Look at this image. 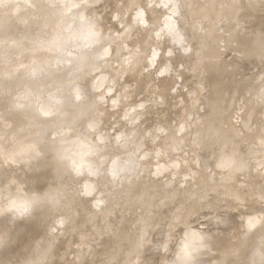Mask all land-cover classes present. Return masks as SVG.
<instances>
[{
    "label": "bare ground",
    "instance_id": "6f19581e",
    "mask_svg": "<svg viewBox=\"0 0 264 264\" xmlns=\"http://www.w3.org/2000/svg\"><path fill=\"white\" fill-rule=\"evenodd\" d=\"M121 1L120 2L122 4H126L128 2L127 0H121ZM173 1L175 2L177 0H173ZM196 1L197 0H179V2L178 1L177 2L180 4L179 5L177 4V5L180 9L178 10L177 6H175V8L177 7L176 10H178V12H180L183 9V7H186L188 4H191V3L195 4ZM147 3H149V2L144 1V3L137 6V8H138L137 10L139 12V14H137V15L139 17L134 12L135 16L133 15V18L138 17V18H141L143 22H147L148 17H149V13L147 10V7L149 5H147ZM149 4H151V3H149ZM226 5H227V2H225L223 4L221 3L218 6L210 7L208 10L214 11V12H212V14H213V13L219 12L221 9H224V7H226ZM130 7H131V5H130ZM261 7H264V0H244L242 3V9H238L237 11L233 12L231 17H235V16L238 17L241 15H245L247 13H251L252 10L255 11V9L258 10V8L261 9ZM129 12L132 14L131 11H129ZM129 12L127 13L128 14L127 15L125 13V11H123V13H125V17L123 16L124 15L123 13H120V14H122L121 16L124 17V19L121 21L122 23H124L128 20H135L132 18V15H129L130 14ZM9 13H11V16L5 17V14L7 15ZM140 14H141V17H140ZM121 16H119L120 19H121ZM115 17H116V15H115ZM209 18H211L210 19V22H211L213 18L211 16H209ZM243 18H245V17H243ZM261 18H263V17H261ZM261 18H259V20ZM112 19L113 18H110L108 21H106L104 24L101 25L104 30H108L111 28V23L113 21ZM116 19L120 20L118 17ZM231 19L232 18L227 19V22L230 23ZM259 20L257 21L258 23H259ZM261 20L263 21V23L260 22L256 26H254V25L257 23H253L254 25H252L251 27H253L254 29L251 28V30H248V33L246 32L247 34H244L242 36L243 37L242 46L240 45L241 47L239 48V50H237L236 48L235 49L229 48V50H228V48H227L229 45L228 41H230L229 38H235V37L240 36V33H239L240 31H237L236 29H233L231 32H229L230 33L229 36H225V37L222 36L221 38L218 37V39H216V40L213 39L211 41L208 40L209 38L203 37L199 41H196V40L191 41L192 45L189 44L190 51L195 50L197 52L196 53V56H197L196 59L202 60V61H200V63H202V62L204 63V69L201 68L202 70L198 71L199 73L197 75H195V77L197 76L196 81H195V79H193L194 80L193 82H194V84L196 82V84L198 86L199 91L196 90L197 93L198 94H199V92L201 93V95H198V94L197 95L201 96V98L203 97L204 104H205V102H207L206 105L210 110V117L208 118V122H206V123H207V125L209 123V125H210L209 126V132H210V130H212L211 133H208V135H206L208 132L207 128H206L207 126L206 127L204 126V129L206 128L205 130L202 129L201 126H198V128L201 127L200 129H202V132L205 131L203 134H205L206 138L200 133L204 137L202 139H204L207 142V146H208V149H207V146H206V148H204V150L206 149V150H208V152L205 150L204 153H205V155H206V153L207 154L209 153L208 157L210 156L211 160L209 158H207V159H209L210 161H212V159L215 158L216 161L214 160L215 163L213 166H216L217 156H218V153H219L221 146L225 147V149H226L225 154L230 156L232 158V161H234L236 159H239V161H240V159H242V158L237 157V156L241 155L240 151L243 150L245 152V150L247 149L248 152H250L251 151L250 149L253 150V148L256 146V145L255 146L252 145V144H254L255 140H257L255 143L258 142V144H257L258 147H255L257 150V148H259L260 144L262 145V143H260V142L264 141V116L261 115L262 112L261 113L259 112L258 113L259 115H257V112H256L257 110L253 109V111L249 113V114H251V116H253V118L255 115L257 117L258 116H262V117L261 118L259 117L260 121L258 122V124H254L249 129L246 128L247 129L246 131L245 130L239 131L238 129L236 130L234 127H232L231 123H230L231 125L229 124V122H231V120H234L235 118H237V116L239 115V112H240V114L244 113V112L241 113V111H244V110L238 109V108H241L240 106H242L244 104L243 100H245L246 97L248 98V96L250 94L253 95L254 93H255L254 96L257 95L258 93L262 96L264 94V88L261 87L262 88L261 89L259 87L261 85L260 83H259L260 85L258 86L257 84L253 83L252 80H249L250 78L249 79L247 78V76L249 77L250 75H247V76L245 75V76L247 78L246 80H248L247 82H251V84L250 85L246 84L245 86H241L239 84L240 82L239 83L236 82L237 79L235 77L236 76L235 74L240 69H242L244 66H246L247 64H256V66L262 65L261 67L264 66V40L262 42L258 41L259 45L255 49H252V50L247 49V45H250L249 41L251 40V38H252V40H254L253 37L259 36V38H260L261 37L260 35L264 34V20L263 19H261ZM202 21H201L202 24L200 23V25H204V28H211L212 24H210L208 22L209 21L208 19H207V22L210 25L206 24V22L204 23V21H206V19L202 20ZM172 24H174L173 21H172ZM172 24L170 23L171 26L170 25L169 26L175 29V27H176L175 24H174L175 27L172 26ZM205 24L208 27H205ZM36 25H37V21L34 19L32 9L29 8L28 4L26 3V0H5L4 4H0V153L2 151L3 152H5V151L9 152L16 145L24 144L26 147L25 152H24L25 157L34 163L32 175L29 177H24L19 169L15 170L9 164H8V166L2 167L0 169V172H1L0 187L4 186V184H2V179L9 178L8 184H6V186L4 187V190L2 191V197L7 198V199H11L13 195L23 193L26 196L24 200L28 201V203L25 207L18 206L16 209H14L13 212L10 214L8 221H6L8 224L17 225V227H19L18 228L19 230H21V228L25 229L23 236L25 238L24 242H26V243L24 246L22 245L23 250L19 253V252H17L18 250L14 249L12 244H6V246H4L2 252H0V264H20V263H25V264H67L64 259H66L67 256L70 257L72 255L73 256L72 261H73L75 258H77L76 256H74V255L78 254L77 252L81 253V255H79L80 262L77 263V262L73 261L72 264H105V259L109 257L111 250L114 249V247H116L118 244L123 245L124 247H122V246H120V247L124 248V250L122 249V251H123L122 254L119 255L118 257L113 258L109 264H153V262H154L153 261V259H154L153 255H154V252L157 249V247L162 248V246H163V248H164L168 244L171 245L170 242H171L172 236H174V234L172 233L173 235L171 236V234L167 233V232L173 231L176 233L177 227L175 226L174 223H176V224L179 223L181 226H179V225H177V226L182 228V231H180V233H179L180 234L179 239H178V237H176L177 234L175 235V238H173L174 240L178 239L177 243H180L183 233H185L186 231H190V230L194 229L191 226V219L194 216L193 214H195V212H194L195 210H196V213H199L198 210H201V209H198V208L200 207L201 204L200 205L198 204L199 207L197 206L198 207L197 208L198 210H197L195 206L197 205L198 202L196 203V205L193 208L194 213L192 214V209L189 207V206H191V204L189 205V203L192 200H196L195 199L196 196L194 197V199H192L188 194H190V191H192V190L194 191L195 190L194 188L198 185H194V184H196V182L192 181V182H194L193 183L194 188L192 187V189H191L192 184L190 183L191 182L190 180L185 179V181H184L182 177L178 178V180L180 179L183 181L182 184L184 186H182L180 184L181 181L178 182V180L176 178V180H177L176 182L178 183V185L180 184V186H182L183 188L178 187L179 191H176V190H178V188H176L177 186L176 187L174 186L173 190L172 189L171 190L172 191L175 190L176 194L179 193L181 196L186 194V196L185 195L182 197L179 196V199L176 196L177 197V199H176L175 192H173L174 197H172V198L170 197L171 198L170 199L168 196L171 194H169L167 196L165 189H167L169 184H173L172 182H175V181H173L175 179H173V177L171 179L167 178L168 180L166 179V181L160 185L157 182L153 183V181H152L153 178L151 176H149L150 177L149 179H151L149 181H152L151 182L152 184L149 182L145 183L144 181L138 180L137 178H135L128 185L120 188V190H117V192H115L112 190L111 179H110L113 177L114 174H112V176H111V174L109 175V173H107L108 171L111 172L113 170L112 169L110 171V169H109L110 166H113V165L109 164L107 171L105 170V168L107 169V167L104 168L103 166H101V163H100L101 159L99 158L101 156V154L99 153L100 156L98 157V159H99L98 160L96 154L99 152V149L96 150L95 148H93V147H96V144L94 143L93 138L82 142L81 145H79L77 152L72 157L71 153H70V149H69V146L71 143H64L63 141L65 139L71 141L73 136H77L80 134H85L87 136H91L92 132L90 130H91V128H94L95 125H97V124H101V125L109 124V123H111L109 121H113V120H109L110 119V112H108L107 109L97 107V101H96L97 95L89 98L88 102L85 105H83L82 107H80L78 110L73 109L72 108V97L79 93L78 89L72 88L66 92V93H68V92L72 91L71 93H68V97H67L68 101L64 100L66 98L65 97L66 93L63 96L53 94L58 87L64 86L66 84L63 77L60 74H53V75L42 74L41 71L39 70V66H37V68L31 72H26L25 69L23 67H21V60L17 59L19 52L15 47H12V45L16 42H21V41L33 39L35 37L36 31H37ZM200 25H199V27H200ZM196 26H198V25H196ZM202 27L203 26L200 27V31L202 30V32H203L204 29ZM176 30L178 31V29H176ZM176 30H173V34L177 32ZM183 30H184V28H183ZM198 30H199V28H198ZM253 30H255V31H253ZM116 31L118 32L119 30H116ZM184 31L176 33V34H174V36L177 37L178 34L180 35V33H182V34L184 33L183 36L185 37L186 31L185 32ZM251 31L253 34L250 33ZM249 33L251 35H253V37L251 35H249ZM181 35H180V37H181ZM174 36H173V38H174ZM170 37H172V36H170ZM176 37L174 39H176ZM184 37H182V38L184 39ZM173 38H171V39L175 42V40ZM178 38L176 39V41H178ZM182 38H180V40ZM238 39H240V38H238ZM182 41H184V40H181L178 42H182ZM178 42H177V44H179ZM34 43L36 44L37 47L44 46L43 41L34 40ZM238 44H239V42H238ZM190 46H192V48ZM173 48H174L173 50H175L176 47H173ZM185 48H188V46L184 47L183 51ZM188 50L189 49H187L186 51H188ZM146 51H148V50H146ZM181 51H179V54L181 53ZM173 53L175 54V52L172 51V53H170V51H169V53H167V54H173ZM183 53H185V52H182L181 56L184 55ZM229 53H231V55H229ZM155 54L157 57V53H155ZM181 56L179 55L180 59H181ZM230 56H235L234 59L236 61V64L239 65L238 67L235 66L234 69H230L231 68L230 64H229V61H230L229 57ZM153 57H152V60H153ZM169 57H170V55H169ZM179 57L177 55L176 58L179 59ZM231 59H233V58H231ZM23 62L26 63L27 59L23 58ZM176 62H178L177 59H176ZM153 63H154V61H152V65H153ZM166 63H173V62L168 61ZM132 64H133L132 65L133 71L130 73V76L132 79L135 80L136 84H139L137 90H138V92H140L143 90V87H144V85H143L144 84L143 79H145L144 75L142 76L143 79H141L142 78L141 74L142 73L144 74V70L142 69L143 67L138 62V60H135ZM142 64H143V62H142ZM233 64H235V63H233ZM152 65L150 68L149 67L148 68L152 69ZM170 65H168V67H172ZM165 66L167 67V65H165ZM165 66L163 65V69L165 68ZM252 66H254V65H252ZM168 67L164 70L168 71ZM148 68H146V70ZM141 69L143 70V72H140V71H142ZM163 69H162V72L164 71ZM222 72L224 74L227 73V78L223 82L220 81V78H219V75ZM164 73L167 74V72H164ZM139 75H140V77H139ZM106 78L107 79L104 82L102 90H104L105 85L108 84L106 86V88L109 86V82H110V84H112V81L107 76H106ZM146 78H147V76H146ZM192 78H193V76H192ZM246 80H245V82H246ZM196 84H195V86H196ZM214 84H216L215 87H213ZM187 86H189V85L186 84V87ZM263 86H264V84H263ZM257 87H258V89H261V91L260 90L259 91L261 93L263 92L262 94L257 91ZM90 88H91V81H89L87 86H86L87 90ZM106 90H110V89L107 88ZM137 90H136V93H137ZM156 91L159 94L160 91H158V90H156ZM156 91H153V93ZM87 92H86V94H87ZM143 92H145V91L143 90ZM256 92H258V93L256 94ZM193 93H190V94L195 96L194 100L199 98L198 96L196 98V93L195 94H193ZM142 94H144V93H142ZM259 94H258V96H260ZM140 95H141V93H139V97H142V99H143V96L142 95L140 96ZM146 96H149V95L144 94V97H146ZM149 97H151V96H149ZM149 97H147L148 101L146 100L145 103H144L145 100L143 99L142 102L144 104V107H145V104L147 102L148 103L150 102V100L148 99ZM185 98H187V97H185ZM256 98L258 99L257 96H256ZM251 99H248V100L250 101ZM194 100H192V101L194 102ZM197 100H198V102H196V104L199 103V101H202V99L201 100L197 99ZM165 101H166V99H165ZM182 101L184 102L185 100H182ZM190 101H191V99H190ZM142 102H141V104H142ZM164 102H163V104H164ZM239 102H242L243 104L240 105L241 103H239ZM155 103H156V101H155ZM180 103H181L180 105H182V107L184 106V108H185V104L184 103L182 104V102H180ZM194 103H193V105H194ZM245 103L247 104L248 101L246 102V100H245ZM259 103H262V102H259ZM117 104H118V102H117ZM188 104L190 105V103H188ZM161 105H162V103H161ZM161 105H160V108L163 107ZM149 106H151V103ZM149 106H148V108L150 109ZM142 107L143 106L141 105L140 108H142ZM157 107L159 108V104L157 105ZM243 107L245 108V105H243ZM153 108H152V110H153ZM160 108H159V110H160ZM184 108L182 109L180 107L179 110H181V109L182 110L179 113H181L184 110ZM57 109L59 110L58 114L52 115V113ZM146 109L147 108L143 109L142 113ZM155 109H156V107H155ZM165 109L169 111L170 108H169V106H166ZM67 110H69V111L72 110L71 114L67 115V116L63 115V113ZM239 110H241V111H239ZM260 110H258V111H260ZM147 111H148V109H147ZM147 111L144 113L147 114ZM160 111L161 112H159V114H157L159 116L162 113V109ZM202 111L204 112V110H202ZM155 112H157V111H154V113ZM203 112H202V114H203ZM46 113H48V114L46 115ZM148 113H149V111H148ZM221 113L222 114L225 113V115L223 114V116H222ZM124 114H122L123 117H124ZM127 114H128V112L126 113V115ZM172 114H174V113H172ZM183 114H184V112H183ZM234 114H235V116H233ZM249 114H247V115H249ZM143 115H145V114H143ZM162 115H163V113H162ZM175 115H176V113H175ZM242 115H244V114H242ZM242 115L241 116L239 115L242 119L243 118L245 119V117H248V116H242ZM245 115H246V113H245ZM111 116H114V115L112 114ZM149 116H150V113L147 116L148 120H149ZM155 116H156V114H154V117ZM178 116H176V118L174 116V118L177 119ZM251 116H250V118L249 117L248 118L252 119ZM118 117H121V116L118 114V116L116 118H118ZM81 119H84L85 121L84 120L83 121L85 123L79 125L78 127H74L76 129L75 131L73 130V128L68 127V125H70L73 120H79L80 121ZM152 119H156V120H154V122L156 123L158 118L155 117ZM206 119H207V117H206ZM138 120H139V118H138ZM159 120L163 124V126H162L163 128L161 127V123L158 122V123H160V126L157 124L160 127V128H157L158 131L161 128L162 129L167 128L166 130L168 132V134H167L168 140L167 141L165 140L166 141L165 144H169V145L172 144L174 146L175 141H178L181 143L186 141V140H183L181 138L182 135H181V137H179L182 140H178V137H176V135H175V133H176L175 131L180 130L177 132V135H178V133L182 131L181 129H183V127L174 131V129L177 128L175 126H173V128L175 127L174 129L171 127V124L173 125V123H171V122L174 120H172L171 122L168 118L165 120L158 119V121ZM227 121H229V122H227ZM153 126L154 125H152V127ZM5 127L7 129L4 131L3 129ZM210 128H212V129H210ZM60 129H66L67 131L65 133L69 134L70 139L57 136V138L55 140H53L52 139V131L55 130L57 132H60ZM198 131H199V129L197 130V132ZM128 134H129V132H128ZM200 134H199V137L201 136ZM121 135H123V134H121ZM125 135H127V134H125ZM143 135H144V133H143ZM148 135H149V132L147 133V136ZM167 135H165V136H167ZM111 136H113V135H111ZM115 136H113V137H115ZM144 136H146V134ZM106 137L107 136H105V138ZM117 137L119 139V137H122V136L117 135L115 138L117 139ZM122 138H125V137L123 136ZM108 139H104V140H106V142H107ZM141 139H143V136L139 139L138 142H140ZM115 140L113 141V138H112L110 141H113L115 143H116V141L118 142V140H116V141ZM200 140L201 139H199V141ZM240 141H241L242 145L240 144ZM188 142H189V140L186 142L189 145L191 140L189 143ZM196 142H198V141H196ZM109 144H111V143L109 142ZM135 144H134V146L137 147V145H135ZM178 144L179 143H177L176 145H178ZM184 144L185 143H183L182 145H184ZM193 144H194V142H193ZM202 144H204V143L201 142V144H199L197 146H203L204 147L205 145H202ZM108 145H106V148H108ZM130 145H132V144H130ZM191 145H192V142H191ZM126 146H127V144H126ZM134 146H131V147H134ZM173 146H171V147L173 148ZM193 146H196V145H193ZM193 146H188V147L194 148ZM197 146L195 147L196 151L199 148ZM136 147H134V148L136 149ZM171 147L169 148V150L171 149ZM203 147H200V148H203ZM92 148L95 149V152H93L94 151L93 150L89 154L88 151H91ZM98 148H100V146ZM185 148H187V147H185ZM195 148L193 149L195 153L192 152L194 155L197 153L195 151ZM262 148H264V147H262ZM100 149L103 150L104 146H103V148H100ZM135 149H134V151H135ZM137 149H139V147ZM165 149L168 150L167 147ZM260 149H261V147H260ZM204 150L202 149V151H204ZM86 151L88 152V154L82 155ZM140 151H141V149L139 150V153H140ZM171 151H173V149H171ZM198 151H201V150H198ZM202 151H201V154H202ZM8 152H6L5 154H7ZM254 152H252V153H254ZM93 153H96V154H94L96 157L91 156V155H93ZM142 153L147 155V152L145 153V151H143ZM165 153L170 154L172 152L169 151L167 153V151H166ZM204 153H203V155H204ZM236 153H239V154L237 155ZM241 153H243V152H241ZM198 154L199 153H197L196 155H198ZM196 155L194 156V158H197ZM235 155H236V157H234ZM143 156H145V155H143ZM143 156L141 155V158L144 159ZM241 156L243 157V155H241ZM244 156H245V153H244ZM74 157L77 160H75ZM91 157H95L98 162L96 160H93ZM71 158H73L74 161H79L78 163L76 162V164H78V165L75 164L76 167L78 166L77 169H75V170H78V168L83 169L81 167H84L86 169V167L88 165H90V163H93V165L92 164L91 165H92V167L94 166L93 169H95V171H93V172H94V176L96 177V179H93V177H90V175H89L90 173L86 175L87 177H90V178H87V184L90 183V185H88V186L85 185V187H82L81 186L82 182H81L80 178L78 176L72 175V173L74 171L71 173V170L72 169L74 170V167L72 165V169H70L69 160ZM201 158H202V156H201ZM201 158H199V159H201ZM143 159H141V161ZM146 159H145V161H146ZM199 159H198V161H199ZM262 160H261V162H262ZM71 161H72V159H71ZM117 161H120V160L116 159V162ZM139 161H140V159H139ZM139 161L137 163H139ZM148 161H150V160H148ZM214 161H212V164ZM236 161H234V162H236ZM239 161L237 163H235V165L237 164V167H238V163H242V166L245 168L247 167V166H245V164L243 165L244 162H239ZM254 161H256V160H254ZM200 162H202V161H200ZM200 162H197V163L199 164ZM234 162H231L229 164L230 168L235 166ZM117 163H115V165ZM249 163H247L246 165H248ZM111 164H112V162H111ZM119 164H120V162H119ZM198 164L196 166H198ZM201 164L202 163H200L199 165L201 166ZM206 164H209V162ZM212 164L210 165V167L212 166ZM202 165H204V163ZM135 166L137 167L138 164H136ZM250 166L252 167V165H250ZM250 166L247 167L248 170H249ZM117 167H119V166H117ZM117 167H115V169H118V172H119V168H121V167H119V168H117ZM149 167H151V164ZM237 167L235 166V168H237ZM251 167H250V170H252L254 168L253 167L251 169ZM90 168L88 167V169H90ZM112 168H114V167H112ZM205 168L208 169L209 165L207 167L205 165ZM211 168H213V167H211ZM238 168L242 169L241 164H240V167H238ZM115 169L112 171V173L116 172ZM201 169L203 170L204 168H201ZM213 169H215V168H213ZM213 169H211V170H213ZM225 169H229V168L226 167ZM244 169H243V173H244ZM247 169L245 171H247V175H248ZM123 170H125V169H123ZM123 170H122V172H124ZM126 170H128V169H126ZM126 170H125V172H126ZM208 170H206V171L208 172ZM218 170H220V169H218ZM10 171H18V172L17 173L13 172L15 174H14V178H12V177H10L11 176ZM160 171H163V170H160ZM203 171H201L200 173H202ZM222 171H224V170H222ZM227 171L228 170H226L225 173H226V175H229V176H225L223 174L224 178H222V175L221 176L217 175V174L220 175V173H216L217 177H219L220 179H223V180L226 179L225 180L226 182L224 184L219 183V184L223 185L222 187L228 186L229 181L231 180L228 178L231 176L230 175L231 173L227 174L228 173ZM120 172H121V170H120ZM128 172L129 171H127V174H129ZM148 172H149V170H148ZM209 172L211 173V171H209ZM220 172H221V170H220ZM234 172L235 171L233 170L232 174ZM130 173H132V172H130ZM205 173H204V175H205ZM239 173L233 174L232 182H233V179L235 178L234 176L235 175L238 176ZM241 173H240V175L243 174V173L242 174ZM260 173H258L259 177L257 174V177L259 179L261 178ZM198 174L199 173H197V175ZM75 175H77V174L75 173ZM149 175H150V173H149ZM175 175L177 176V173L174 174V178L176 177ZM204 175L202 174L201 177ZM208 175H209V173H208ZM240 175L238 176V179H239ZM247 175L246 176L243 175L244 176L243 180H246L245 177H247ZM249 175H250V173H249ZM114 176H116V174ZM204 177H207V175ZM214 177H213V180L218 181L217 179H219V178H217V177L214 178ZM248 177H250V179L252 178L251 176H248ZM240 178L241 179H239V182L241 183L240 180H242V177H240ZM253 178H254V176H253ZM169 179H170V181H169ZM192 179L196 180V178H194V177ZM199 179H200V177L198 178V180ZM238 179L236 177L234 179V181L235 180L237 181ZM259 179H258V181H259ZM171 180H172V182H171ZM211 180L212 179H208V181L210 183L207 182L206 183L207 186L208 185L210 186V184H212ZM247 180L249 181V178H247ZM199 181H201V180H199ZM205 181H207V180H205ZM253 181L256 182L257 181L256 178H255V180L253 179ZM250 182H252V180L249 181V183ZM177 183H174V184L177 185ZM257 184L260 185L259 182ZM217 185H218V183H217ZM209 186H208V188H209ZM87 187H90V188L93 187L92 188L93 191L91 189H88L89 190L88 194L91 195V192H94V193H92V196H90V195L87 196L85 194L86 193L85 188H87ZM214 187H216V184ZM174 188H176V189H174ZM180 188H181V190H180ZM208 188H205V190H207ZM217 188H221V187H217ZM222 189L223 188H221V190ZM171 190H170V192H171ZM197 190L198 189H196V191ZM209 190L210 189H208V191L205 192V194L208 193ZM260 190L263 192L264 188H263V190L262 189H260ZM253 191H254V189H253ZM125 192L129 193V197L126 198L127 200L125 199L126 207L123 208L124 210H122L120 212L121 215H119L115 220H113L112 223L108 226V228H107L108 234L103 235V237H101V240L97 245L85 247L84 244H85L88 236L90 235L89 233L94 231L96 228L100 229L101 228L100 226H102L101 225V218L99 215L96 216V214L94 212V206L93 205L99 204V205H101L102 209L103 208L108 209L109 207H111L113 205L114 199H115L114 197L121 199V196L123 195L122 193H125ZM262 192H261V194H262ZM253 193L254 192H251V194H250L252 198H254L252 196ZM179 194H177V195H179ZM197 194L198 193H195V195H197ZM205 194H202V195H205ZM208 194H206V198L208 197ZM187 195H188V199H192L189 201L188 204H186L188 202V200L185 199L186 203H185V200H182V198L187 197ZM254 195H255V193H254ZM209 197L210 198H207L209 201L206 198L205 199L207 202L212 201V205L214 203L212 208L213 207L217 208V210H213V211L215 212V214L217 213L216 215H218V216H215L217 218L213 219L214 222L213 221L212 222L214 224H217V226L219 224L226 223L229 216L235 212V210L231 209V208H234L232 203H236L235 201L233 202V199H234L233 196L228 191L222 190V191H218V192L213 193L212 197H211V195H209ZM249 198L250 197H248L247 199H249ZM172 199H174L173 202L177 203V201H178L180 203L181 207L180 208L178 207L179 210L176 211L178 205H175V203H174V205L176 206V210L175 211L173 210L174 212L172 211L173 215L170 214L168 216V212L171 213L170 210L173 209L174 206H172L173 208H171V206L170 207L168 206L169 211H167V215H166V212L164 211V209L168 208V207L165 205V203L166 202L169 203V201H172ZM205 199H203V200L205 201ZM182 201H184V202H182ZM173 202H170L169 204L171 205ZM202 202L200 201L199 203H202ZM2 203L7 204L6 201L2 202ZM161 205L163 206L164 209L163 208L159 209V206H161ZM204 205H206V204H204ZM201 206H203V205H201ZM224 206H225V208L227 206L226 209H228V208L229 209L228 210L224 209L225 211H223L222 213L219 212L220 209L222 211V208ZM62 207L64 208L63 210H61ZM95 208H97V207H95ZM203 208L209 209V208H211V205H210V207H203ZM125 209H126V213L128 212L130 216H135V214H138V219H139V214H140V216H141V214L143 215L141 217V219L144 221L139 222V224L143 222L142 225L140 224L141 225L140 228L137 227L138 230H140V233H141L140 235H139V233L137 234L135 232L136 228L134 226H136V225H134L133 228L131 227L130 230L128 229V225L130 224L131 220L129 219V217L126 216ZM165 210H168V209H165ZM203 210L204 209H202L201 211H203ZM236 210H237V208H236ZM210 212H212V211H210ZM210 212H208V213H210ZM131 218H133V217H131ZM136 218H137V216H136ZM136 218L134 217V220ZM164 218L167 219V225H169L168 222H171L176 227V229L170 223L172 225V229L174 227L175 230H170L171 229V225H170L168 228L166 227L167 229H165V230H168L170 228L169 229L170 231L168 230L167 232L166 231L163 232L164 230L162 229L161 223L164 224V222H166V220ZM141 219H139V221ZM256 219H254V221H251V219L249 218V215H246L244 217V221L245 222L247 221L249 223L248 228H247L248 230L245 232L238 231L235 224H233L232 227H227L225 229H221V228L216 229L215 228L211 231L209 230L211 233H209L208 230L202 231L203 233L200 232V234L203 237L202 243L203 242H206V243L204 245L201 244V242L196 243L195 246L197 248L201 249V253L198 256L195 255V264H239V262H241L242 258H243L242 248L247 244L251 246V251H250V254L248 257V259H249L248 264H264V222L257 221L258 219L257 220ZM163 220H164V222H162ZM18 221H22L23 224L21 226H20V224H16ZM53 227H56L60 231L59 236H56V237L52 236L51 237L49 235L50 229ZM164 228H165V226H164ZM53 229L55 230V228H53ZM132 230L134 231L133 234H132V232H133ZM129 232H131V233H129ZM7 234H8V231H7ZM179 234H178V236H179ZM163 235L165 237L162 240L160 238ZM174 240L172 241V243L174 242ZM168 247L169 246H167L166 248H168ZM168 249H166V250H168ZM85 250H87V251L85 252ZM163 250H165V249H163ZM172 250H173V252L171 253L170 257L166 258L168 260H171V261H168V262H171V264L173 261H175V259L178 258L177 257L178 247L174 248ZM162 257H163V255H162ZM162 257L159 254V258H157V260H155L154 264H164L165 259H163L164 257L163 258ZM165 264H169V263H165Z\"/></svg>",
    "mask_w": 264,
    "mask_h": 264
},
{
    "label": "rangeland",
    "instance_id": "374dc122",
    "mask_svg": "<svg viewBox=\"0 0 264 264\" xmlns=\"http://www.w3.org/2000/svg\"><path fill=\"white\" fill-rule=\"evenodd\" d=\"M120 1L121 0H91V9L94 10L96 15L99 17L100 25L104 24L110 18H113L112 19L113 21L111 23V28L108 29V30H105V32L111 37V39L115 43H114V46H113V57L111 59V63H110V65L108 67H106V68H104L102 70V74L104 76H107L112 81V84H110V82H109V86L107 87L110 90H106L107 89L106 86L108 85L107 84V85L104 86V90L101 89L100 92L99 91H93L92 88L86 90V92L88 91L86 95L88 97V100L92 96H96L97 95L98 96V97L96 96V98H97L96 99L97 107L103 108V109H107L108 112H110V119L109 120H113V121H109V122H111L109 124H104V125L97 124V125H95V127L91 128V130H90L92 132L91 136H87L85 134H80V135H77V136H73L72 140H74L75 143H71L70 146H69L71 156L73 157L75 155V153L77 152V150L79 148V145H81L82 142L93 138L94 143L96 144V147H93V148H95L96 150L99 149V152L97 151L98 152L97 154L93 153V155H91V156H95L94 154H96L97 155V159H98V157L100 156L99 155V153H100L101 156L99 158L104 161L102 166L104 168L107 167V169L105 168L106 171L108 170V165L109 164L113 165V162H115V163L118 162L115 165V167L119 166V167L122 168L121 169V168L117 167V168H119V172H118V169H115V167L112 168L113 166H110V168H109L110 171L112 169L113 170L115 169V171L117 173L116 172L112 173L113 170L111 172H109V171L107 172V173H109V175L111 174V176H112V174H114V175L116 174V176L113 175V177L110 178L111 179L112 190L115 191V192H117V190H120V188L128 185L135 178H137L138 180H142L145 183H148V182L151 183L153 181V183L157 182V183H159L161 185V184H163V182L166 181L167 178L171 179L173 177V179H175L173 181H175V182H172V180H171V182L173 184H169L170 186L171 185L172 186L170 187L168 185L167 189H165V192H166L167 196L169 194L172 195V196L169 195L168 196L169 198L170 197L171 198L174 197L173 196V194H174L173 192H175V197L177 196L178 199H179V196H181V195L179 193H177V194H179V195H177L176 191H179L178 187L183 188L182 186H184V185L182 184L183 181L180 180V179L178 180V178L182 177L184 181H185V179L186 180H190L191 181L190 183L192 184L191 189H192V187L194 185H198V186H196L197 188L193 187L195 190L194 191L192 190L193 192L189 190L190 194H188V193L187 194L192 199H194V197L196 196L195 197L196 200L188 199V195H187V197L182 198V200H185V199L188 200L187 203H186V200H185L186 204H188L189 201L192 200L189 203V205L191 204V206L188 205L192 209V214L195 212V214H193L194 215L193 218L191 219V226L194 229L198 230L199 232L208 230V232L211 233L210 231L215 229V228L216 229H218V228L225 229L227 227H232L233 224L236 225V228H237L238 231L245 232V231L248 230L247 228H248V225H249V223L247 221L246 222L244 221V217L246 215H249V218L251 219V221H254V219L257 218L258 219V220L256 219L257 221L264 222V190H263V188H264V155H262V153H264V148H262V147H264V146H262L260 144L259 148H257V150H256L255 147H258V145H257L258 142L255 143L257 141V140H255V142L253 141L254 144H252L253 142L251 143L253 146L256 145L254 148L252 147L253 150L250 149L251 150V151L249 150L250 152H248L247 149L245 150V152L243 150L240 151V154L243 155V157L241 155H239L237 157H240L242 159H240V161H239V159L235 158L237 161L236 160H234L236 162L233 161L234 165L238 161L239 162H244L243 165L245 164V166H247V167L252 165V167L250 166L251 169L254 167L252 170H250V167H249V170H248L247 167L245 168V167L242 166V163H238V167H240V164H241L242 169L241 168L239 169L237 167V164H236L235 166L239 170L237 168H235V166L232 167V168H230L228 166L227 168H229V169H220L221 172H222L221 173L220 170H218L216 166H213L216 160H215V158H213L212 161H214V160L215 161L212 164V161H210L211 157L210 156L208 157L209 153L208 154L206 153L207 156L205 155L204 152H205L206 149L204 150V148H206L207 142L204 139H202V138L205 137V134H203L205 131L202 132V129H204V126L205 127L207 126L206 128H207L208 132H207L206 135H208V133H211V131H212V130H210V132H209V126L210 125H209V123H208V125L206 123V122H208V118L210 117V110H209V108L206 105L207 102H205V104H204L203 97L201 98V96H198V95H201V93L200 92H199V94L197 93L196 90L199 91L198 86H197L196 82H195L196 86H195V84L193 82L194 81L193 79H195V81H196V77L197 76L195 77V75H197L199 73L198 71L202 70L201 68L204 69V63L203 62L200 63V61H202V60L196 59L197 58V56H196L197 52L195 50L190 51V48H189V44L192 45L191 41H193V40L199 41L203 37L209 38L208 40H210V41L213 40V39L216 40V39H218V37L221 38L222 36L223 37L229 36V34H230L229 32H231L233 29H236L237 31H240L239 32L240 36L235 37V38H229V40L231 42L228 41V44L230 46L228 45L227 48H228V50H229V48H234V49L236 48L237 50H239V48L242 46V41H243V37L242 36L244 34H247L248 30H251V28H253V27H251L252 25H254L253 23H257L254 26L258 25L260 22L263 23V21L261 19L264 20V7H261V9L258 8V10L255 9V11L252 10L251 13H247L245 15H241V16H238V17H236V16L235 17H231L233 12L237 11L238 9H242V3H243L244 0H239V1L238 0H229V1L228 0H197L195 2V4L191 3V4H188L186 7H183V9L180 12H178V10L180 9L178 7V5L180 4V3H178L179 0H177L178 2L177 1L174 2L172 0V2L168 4L167 8H165L163 6L161 0H151L152 2L150 0H143V1L142 0H140V1L139 0H134V1L133 0H127L128 2L126 4H122L121 3L122 1L121 2ZM144 1H148L149 3H151V4L147 3V5H149L147 7V10H148V13H149V17H148L147 22H143L142 19L138 18L139 16L137 15V14H139V12L137 10L138 9L137 6L142 4V3H144ZM4 2H5V0H0V4H4ZM225 2H227L226 7H224V9H221L219 12H216V13L212 14V12H214V11L208 10L212 6H218L221 3L223 4ZM130 5H131V7H130ZM173 6L174 7L175 6L178 7V10H176L177 11L176 15H173L172 12L170 11L173 8ZM177 7L175 9H177ZM123 11H125L126 14L129 11H131L132 14L129 12L130 13L129 15H132V18H133V15L135 13H136V15L138 17L137 18L136 17L133 18L135 20H128V21L122 23L121 21L125 17V13H123ZM120 13H123L124 17L121 16L122 14H120ZM115 15H116V17H115ZM9 16H11V13H9L7 15L5 14V17H9ZM119 16H121V19H120ZM169 16L171 17V22L170 23L172 24V21H173L175 26L176 27L178 26L177 28L174 26V24H172V26H174L175 29L170 27L171 26L170 23L168 24L167 27H165V20L164 19H165V17H169ZM209 16H211L213 18L211 22H210L211 18H209ZM117 17L120 20L116 19ZM140 17H141V14H140ZM243 17H245V18H243ZM261 17H263V18H261ZM230 18H232L231 19L232 22L230 21V23H229V22H227V19H230ZM259 18H261V19L259 20ZM205 19H206V21H204V23L206 22V24H208V25L212 24L211 28H204V25H200V23L202 24V22H203L202 20H205ZM207 19L209 20L208 22L210 24L207 22ZM258 20H259V23L257 22ZM206 24H205V27H208ZM196 25H198V26H196ZM199 25H200V27L203 26L202 27L204 29L203 32H202V30L200 31ZM197 27L199 28V30H198ZM183 28H184V30L186 29L185 30L186 32L183 30ZM176 29H178V31ZM116 30H119V31L117 32ZM161 30H163V31H161ZM173 30H176L177 31V32L175 31L176 33L184 31L186 35L184 37L183 36L184 33L183 34L180 33V35L182 34L181 37H180L179 34L176 37V36H174V34H176V33L173 34ZM253 31H255V30H253ZM158 33H159V36L157 35ZM250 33H252V31ZM250 33H249V35H251ZM170 36H172V37H170ZM173 36H174V38L176 37V39L179 37L178 41L184 40V41H182L183 43L176 41V39H174ZM251 36L253 37V35H251ZM260 36H261L260 38H259V36L253 37L254 40H252V38H251V40L249 41L250 45H247V49H249V50L255 49L259 45V42L260 41L262 42L264 40V34L260 35ZM182 37H184V39ZM171 38H173L175 40V42ZM180 38H182V39L180 40ZM238 38H240V39H238ZM177 42L179 44H177ZM238 42H239V44H238ZM117 45L119 46V55L118 56L115 55V51H116V46ZM187 46H188V48H185L184 51H183V48L187 47ZM173 47H176L175 50H173L174 49ZM190 47L192 48V46H190ZM187 49H189V50L186 51ZM146 50H148V51H146ZM171 50L173 52H175V54L174 53L173 54H167V53H169V51H170V53H172ZM179 51H181L180 54H179ZM182 52H185L187 55L185 53H183L184 55L181 56ZM155 53H157V57H156ZM169 55H170V57H169ZM177 55H178V57L180 55L181 59H180V57H179V59L176 58ZM229 55H231V53H229ZM153 56L156 58V59L154 58L156 61L154 59L152 60ZM231 58H233V59H231ZM234 58H235V56H230L229 57V59H230L229 64H230V67H231L230 69H234L235 66L236 67L239 66V65L236 64V61H235ZM176 59H177L178 62H176ZM135 60H138V62L143 67L142 69L144 70V74L142 73L141 77L144 75L145 79H143V77L141 79H143V81H144L143 90L145 92H143V90L138 92L137 89H138L139 84H136L135 80L132 79L131 76H130V73L133 71V67H132L133 64L132 63ZM152 61H154L155 64L153 63V65H152ZM168 61L173 62L174 64L173 63H166ZM142 62H143V64H142ZM233 63H235V64H233ZM151 65H152V69H149L151 67ZM163 65L164 66L167 65V67H168V65H170L172 67H168V71H167V70H164L167 67L165 66V68L163 69ZM252 65H254V66H252ZM261 66L262 65H259V66L257 65L256 66V64H247L246 66H244L242 69H240L235 74L236 75L235 77L237 79L236 82H238V83L240 82L239 84L241 86H245L246 84L250 85L251 82H247L248 80H246L247 78L248 79L250 78L249 80H252L253 83L257 84L258 86L261 84L259 87L260 88L261 87L264 88V86H263V84H264V68L263 67L264 66L263 67H261ZM146 68H148V69L146 70ZM162 69L164 70L163 72H162ZM143 70L140 71V72H143ZM164 72H167V74H165ZM98 75H99V73H98ZM191 75L193 76V78H192ZM245 75L246 76L250 75V76L249 77L247 76V78H246ZM146 76H147V78H146ZM139 77H140V75H139ZM219 78H220V81H222V82L225 81V79L227 78V73L226 74H224L223 72L220 73ZM245 80H246V82H245ZM186 84L189 85V86L186 87ZM215 85L216 84H214L213 87H215ZM261 89H258V87H257V91L258 92H260ZM136 90H137V93H136ZM156 90L160 91L159 94H158V92ZM153 91H156L157 93L156 92L153 93ZM71 92L72 91H70L68 93H71ZM258 92H256V94ZM68 93H66V95H65L66 98L64 97L65 101H68L67 100ZM139 93H141V95L143 96V99L145 100L144 103L146 102L147 97H149V96L152 97V98L151 97L148 98L150 100V102L149 103L147 102L148 104L146 103L147 105L145 104V107H144V104L142 102L143 101L142 97H139ZM142 93L147 94L149 96L144 97V94H142ZM190 93H193V94L196 93V98L198 96L199 98H197V99H199V100L202 99V101H199V103L196 104V102H198V100L197 99H196L197 101L194 100L195 96L190 94ZM254 94L253 95L250 94L249 95L250 97L248 96V98L247 97L245 98L246 102L248 101L247 104L245 103V100H243L244 104L242 103L243 101L239 102V103H241L240 105H242V104L245 105V108L243 107V105L240 106L241 108H238V109L244 110V111L239 110V111H241V113L244 112V113H242L244 115L240 114V112H239L240 116L241 115L242 116H248L250 118L251 114H249V113L252 112L253 109L257 110L256 111L257 115H259L258 114L259 112L260 113L262 112L264 114V112H263L264 111V94H263V96L260 95L259 93L258 94L260 96H258V94L254 96ZM256 96L258 97V99L256 98ZM185 97H187V98L189 97L188 98L189 100L187 98H185ZM165 99H166V101H165ZM190 99H191V101H190ZM248 99H251V100L249 101ZM182 100H185V101L183 102ZM192 100H194L195 103ZM155 101H156V103H155ZM117 102H118V104H117ZM141 102H142V104H141ZM160 102L162 103V105H161ZM163 102H164V104H163ZM180 102H182V104L183 103L185 104V108L186 109L184 108V106L182 107V105H180L181 104ZM259 102H262V103H259ZM150 103H151V106H149ZM157 103L159 104V108H160V105L163 106L162 108H160V110L162 109L163 115H162V113L160 114V116L157 115V114H159V112H161L159 110V108L157 107V105H158ZM188 103H190V105ZM193 103H194V105H193ZM140 104L143 106L142 108H140L141 107ZM148 106L150 107L151 110L148 108ZM166 106H169V108H170L169 111L165 109ZM155 107H156V109H155ZM180 107L182 109L184 108V110L181 113H179L182 110V109L179 110ZM145 108H147L149 113H150L149 120L147 119L148 118L147 116L149 115L147 109L144 110V112L147 111V114L144 113V112L142 113L143 109H145ZM152 108H153V110H152ZM202 110H204V112ZM258 110H260V111H258ZM154 111H157V112L154 113ZM71 112H72V110L71 111L67 110V111H65L63 113V115H66V116L70 115ZM127 112H128V114L126 115ZM183 112H184V114H183ZM202 112H203V114H202ZM172 113H174V114H172ZM175 113H176V115H175ZM245 113H246V115H245ZM262 113H261V115L264 116ZM112 114L114 116H111ZM118 114L121 117L116 118L118 116ZM122 114H124V117H123ZM143 114H145V115H143ZM154 114H156V116H155L156 118L161 119V120H165L167 118L170 120V122L172 120H174V121L171 122V123H173V125L171 124L172 128H173V126L177 127L176 129H174L175 127L173 128L174 131L179 129V128H181V127H183V129H181L182 131L179 132L178 135H177V132L180 131V130L175 131L176 132L175 135H176V137H178V140H182V139L186 140L185 142L182 141L183 143H185L184 144L185 146L182 145L183 143L178 142V141H175L174 144L176 145L177 143H179V144L181 143L180 145L178 144L176 146L175 145L173 146L172 144L171 145L165 144V142L168 140V138H167L168 137V135H167L168 132L166 130L167 128L162 129L163 128L162 127L163 124L160 122V120L158 121V119H157L156 123L154 122V120H156V119H152V118H155ZM223 114L225 115V113H223ZM223 114H222V116H223ZM247 114H249L250 116L247 115ZM174 116H175V118H176V116H178L179 118L177 117V119H175ZM233 116H235V114ZM238 116L234 120H231V122H229L230 120L228 119L229 121H227V122H229V124L231 123L232 127H234L236 130L238 129L239 131L240 130L241 131H243V130L246 131L247 130L246 128L249 129L254 124H258V122L260 121L259 119L262 117V116H258L257 117L255 115L256 117L254 116V118H253V116H251L252 119H249L248 117H245V119H246L245 120L244 118L242 119L240 116L239 117ZM206 117H207V119H206ZM138 118H139V120H138ZM83 120L84 119H81L80 121L79 120H73L72 123L70 125H68V127L69 128L78 127L79 125L85 123L84 122L85 120L84 121ZM158 122L161 123V127H162L161 129H159V131H158L157 128H160L159 127L160 123H158ZM152 125H154L153 126L154 128L152 127ZM198 126H201L202 129H200L201 127L198 128ZM6 129L7 128L5 127L3 130L5 131ZM198 129H199V131L197 132ZM210 129H212V128H210ZM66 131H67L66 129H60V132H64L65 133ZM128 132H129V134H128ZM148 132H149V135L147 136ZM143 133H144V135L146 134V136H144ZM121 134H123V135H121ZM125 134H127V135H125ZM164 134L167 135V136H165ZM199 134L201 135L200 137H199ZM109 135L110 136L111 135H113V136H115V135L117 136L118 135V136H122V137L124 136L125 138L119 137V139H120L119 140L118 137L116 139L115 138L116 136L115 137H113V136L110 137ZM181 135H182V137H181ZM105 136H107L110 140L113 138V141L116 139V140H118V142L116 140H115L116 143L113 142V141H110L107 137L105 138ZM142 136H143V139H141V141L138 142L139 139ZM179 137H181L182 139L179 138ZM65 138H69V134H66ZM104 139H108L107 142ZM199 139H201L200 141L204 143V144H202V145H205L204 147L203 146H197V145L201 144ZM188 140H189V142L191 140L192 145H191V142H190L189 145L186 143ZM196 141H198V142H196ZM109 142L111 144H109ZM193 142H194V144H193ZM126 144H127V146H126ZM130 144H132V145H130ZM134 144L137 145V147L134 146ZM240 144H241V141H240ZM106 145H108V148H106ZM193 145H196L197 147H199L197 149V151H196V148H195L196 146H193ZM99 146H100V148H103V146H104V149L102 150V149L98 148ZM131 146L136 147V149L139 147V149L136 150L134 147H131ZM171 146H173V148ZM188 146H193L195 148V151L197 153H199L198 155H196L197 153L195 154L197 158H194L195 155L192 153V152H194V150H193L194 148L191 147L192 148L191 149ZM164 147L165 148L167 147L168 150H166ZM170 147H171V149H173V151L176 148L178 150L176 149L177 151L175 150L173 152V151H171V149L169 150ZM185 147H187V148H185ZM200 147H203V148H200ZM260 147H261V149H260ZM93 148H92L91 151H88L89 154L93 150H94L93 152H95V149H93ZM25 149H26V147H25L24 144H19V145H16L9 152L8 151H5V152L2 151L0 153V169L2 167L8 166V164H9L15 170L19 169L24 177L31 176L32 175V170L34 168V166H33L34 163L31 160H29V159H27L25 157V155H24ZM134 149H135V151H134ZM140 149H141V151H140L141 154L139 153ZM202 149L204 151H202ZM207 149H208V146H207ZM198 150H201L202 154H201V151H198ZM143 151H145V153L147 152L148 156L146 154H143L142 153ZM166 151H167V153L169 151L172 152V153L166 154L165 153ZM206 151L208 152V150H206ZM6 152H8V153L5 154ZM88 152H87V154H88ZM241 152H243V153H241ZM252 152H254L255 154L252 153ZM203 153H204V155H203ZM244 153H245V156H244ZM236 154L238 155L239 153H236ZM141 155L142 156L145 155V156H143L144 159L141 158ZM201 156H202L203 159L201 158ZM95 157H91V158L93 160H96ZM198 157L201 158L202 160L199 159ZM234 157H236V155ZM207 158H209L210 160L207 159ZM71 159H72V161H71ZM71 159L69 160L70 169H72V165L74 167V170L73 169L71 170V173L74 171L72 173V175L73 176H78L80 178V180L82 182L81 183L82 187H85V185L86 186L90 185V183L87 184V178L93 177V179H96V177L94 176V172H93V171H95V169H93L94 166L92 167L93 163H90V165H88L86 167V169L84 167H81L83 169H79L78 168V170H75L78 167V166L76 167V165H78V164H76V162L78 163L79 161H74L73 158H71ZM116 159L120 160V161L116 162ZM139 159H140V161H139ZM141 159H143V160L141 161ZM145 159H146V161H145ZM198 159H199V161H198ZM75 160H77V159L75 158ZM148 160H150V161H148ZM254 160H256V161H254ZM261 160H262V162H261ZM138 161H139V163H137ZM200 161H202V162H200ZM111 162H112V164H111ZM119 162H120V164H119ZM197 162H200L202 164L204 163V165L201 164V166H200L199 165L200 163L198 164ZM208 162H209V164H206ZM100 163H101V161H100ZM247 163H249V164L246 165ZM136 164H138L137 167L135 166ZM150 164H151V167H149ZM197 164H198L199 167L196 166ZM211 164H212L211 167H213L215 169L210 167ZM205 165H206V167L209 165V168H208L209 170L205 168ZM88 167L89 168L91 167V168L88 169ZM201 168H204L203 170L206 173ZM210 168L213 169V170H211ZM123 169H125V170L128 169V170H126V172H125V170H123ZM243 169H244V173H243ZM246 169L248 170V175H247V171H245ZM120 170H121V172H120ZM122 170L124 172H122ZM148 170H149V172H148ZM160 170H163V171H160ZM206 170H208V172ZM222 170H224V171H222ZM226 170H228L227 174L231 173L230 174L231 178L228 177L229 179H231L230 180L231 182H232L233 174H237V173H239L242 170L241 172L243 174L241 172L240 173L242 175H240V173L238 174V176L240 175V177H242V180H240L241 183L239 182V179H241V178L239 177V179H238V176L235 175L234 177L235 178L237 177V179H238L237 181L236 180L234 181V179H235L234 178L232 183L229 181V185L228 186L222 187L223 185H221L219 183H223L224 184L226 182L225 181L226 179H224V180L220 179L219 177H217V175L218 176L222 175V178H224L223 174L225 176H229V175H226V173H225ZM233 170L235 172L232 174ZM127 171H129L128 172L129 174H127ZM201 171H203V172L200 173ZM209 171H211V173ZM10 172H11V176L10 177L14 178V174L15 173H13V172L17 173L18 171H10ZM130 172H132V173H130ZM75 173L77 175H75ZM149 173H150V175H149ZM175 173H177L178 177L175 175L176 177L174 178V174ZM197 173H199V174L197 175ZM204 173H205V175H204ZM208 173H209V175H208ZM216 173H220V175L219 174L216 175ZM249 173H250V175H249ZM258 173H260V177H261L260 179L258 178L259 177ZM87 174H89L90 177H87L86 176ZM200 174L201 175L203 174L204 176L207 175V177H204V176L201 177ZM257 174H258V177H257ZM243 175L244 176L247 175V177H245L246 180H247V178H249V181L252 180V182L249 183L248 180L247 181L243 180V177H244ZM0 176H1V172H0ZM149 176H151L154 180L152 179V181H149V180H151V179H149L150 178ZM214 176L219 178V179L216 178L218 181H214L213 180ZM248 176H251L252 178L250 179V177H248ZM253 176H254V178H253ZM193 177L196 178V180L192 179ZM199 177H200L199 180H201V181L198 180ZM176 178H177L178 182L181 181L180 184L182 186H180V184L178 185V183L176 182L177 181ZM255 178L257 180L256 182L253 181V179L255 180ZM170 179H169V181H170ZM208 179H212L211 180L212 184H210V186L208 185L209 188L206 185L207 182L210 183L208 181ZM258 179H259V181H258ZM8 180H9V178L2 179V184H4V186L0 187V252H2V250H3L4 246H6V244H12L14 249L18 250L17 252L20 253L23 250L22 245L24 246L25 243H26V242H24L25 238L23 236V233H24L25 229L21 228V230H19L18 229L19 227H17V225L8 224L6 221H8L9 216L13 212L14 209H16L18 206L25 207L27 205L28 201L24 200L26 196L23 193H19V194L13 195L11 199H7V198H3L2 197V191L4 190V187L6 186V184H8ZM205 180H207V181H205ZM192 181L196 182V184L193 185L194 182H192ZM258 182L260 183V185L257 184ZM174 183H177V185H175ZM217 183H218L219 186L217 185ZM215 184H216V187H214ZM174 186L175 187L177 186L176 188H178V190L172 191ZM217 187H221V188H223L222 190L228 191L234 198L233 202L235 201L237 203V204L236 203H232L234 208H231V209L235 210V212L229 216V218L226 221V223L219 224L218 226H217V224L213 223L214 222L213 219L217 218L215 216H218V215H216L217 213L215 214V212L213 210H217V208L216 207L215 208L213 207L214 209L212 208V206L214 205V203L212 205V201H210V202L206 201L207 198H210L209 195H211V197H212L213 193L218 192V191H222L221 188H217ZM92 188L93 187L85 188V191H86L85 194L87 196L90 195V194H88V192H89L88 189L92 190ZM176 188H174V189H176ZM181 188H180V190H181ZM205 188H208V189L211 190V191L209 190V192H208L209 194L206 193V194H208L207 198H206L205 192H207L208 189L205 190ZM196 189H198V190L196 191ZM253 189H254V191H253ZM260 189H262L263 192ZM170 190H171V192H170ZM260 191L262 192V194H261ZM194 192L198 193L197 194L198 196L195 195ZM251 192L255 193V195H254V193L252 195L254 198L251 197V195H250ZM92 193H94V192H91L90 196H92ZM122 194L123 195L121 196V199H118V198L113 196L115 198L114 199V203L108 209H106V208L102 209L101 205L96 204V203H95L96 205H93L94 206V212H95L96 216L97 215L100 216L101 225L103 227L100 226L101 227L100 229L96 228L94 231L89 233L90 235L88 236V238H87V240H86V242L84 244L85 247H90L92 245L93 246L97 245L100 242L101 237H103V235H105V234H108V229H107L108 226L112 223L113 220H115L119 215H121L120 212L122 210H124L123 208L126 207L125 199L127 197H129V193L125 192V193H122ZM202 194H205V195H202ZM184 195L186 196V194H184ZM184 195H182V196H184ZM247 196L250 197L249 198L250 200L247 199L248 198ZM177 197H176V199H177ZM174 199H172V201H169V203L173 202ZM203 199H205V201ZM5 201L7 202V204L2 203V202H5ZM200 201L201 202L203 201V202L199 203ZM182 202H184V201H182ZM166 203H165V205L167 207L171 206V208H173L172 206H174V208H175V209L173 208V209L170 210L171 213L168 212V216L170 214H172L176 210V206L175 205H178L176 211H178L179 208L181 207L180 203L178 201H177V203L173 202L172 203L173 205L172 204L170 205L169 203L166 204ZM174 203H175V205H174ZM196 203H197V205H196ZM203 203L206 204V205H204ZM198 204L199 205L201 204L203 206L200 205V207H199ZM210 205H211V208H209V209L208 208H203V207H210ZM194 206L196 207V209L199 207L198 209H201V210L204 209V210L201 211V210L197 209L199 211V213H196V210L195 211L193 210ZM95 207H97V208H95ZM169 207L165 208V209H168V210H165L163 208V206L161 205V206H159V209L163 208L164 211L166 212V215H167V211H169ZM226 208H227V206H226ZM226 208L224 206L222 208V211L220 209L219 212L222 213L223 211H225L224 209H226ZM236 208H237V210H236ZM63 209L64 208L62 207L61 210H63ZM228 209H226V210H228ZM210 211H212V212H210ZM208 212H210L211 214L213 213L214 215L213 214L211 215ZM125 213H126V209H125ZM126 216L129 217V219L131 220L130 224L128 225V229L130 230L131 227L133 228V226L136 225V226H134L136 228L135 232L137 234L139 233V235H140L141 233H140V230H138V228H140V226L143 223V222L140 223L141 224L140 225L139 222L144 221V220L141 219V217L143 215L141 214V216H140V214H139V219H141L140 221L138 219V214H135V216H130L129 213L127 212ZM136 216H137V218H136ZM131 217H133V218H131ZM134 217L136 218L135 220H134ZM166 218H164L166 220V222H164V220L162 221V222H164L165 225L163 223H161L162 229L164 230L163 232H165V231L167 232L170 228L168 230H165V229H167L172 224L171 222H168L169 225H167V219ZM16 224H20V226H21L23 224V222L22 221H18ZM174 224L177 227V229H176V227L172 224L175 227V229H176V233L173 232V231L172 232L170 231V230H175L174 227L172 229V225H171V229L169 230L170 232H167V233H170L171 236L174 234V236H172V239L175 238V235L177 234L176 237H178V239H179V237H180L179 233H180V231H182V228L179 227V226H181L179 223L178 224L174 223ZM177 225H179V226H177ZM164 226H165V228H164ZM53 228H55V230ZM53 228L50 229L49 235L51 237L52 236L53 237L59 236V234H60L59 232L60 231L56 227H53ZM7 231H8V234H7ZM129 233H131V232H129ZM133 233H134V231L132 232V234ZM178 234H179V236H178ZM164 237L165 236L163 235V236H161L160 239L163 240ZM172 239H171V242H170L171 245L170 244L167 245V246H169L168 247L169 249L166 248L167 246L164 247V248L162 246V248L165 249V250H163L161 247H159V248L157 247V249L155 250L154 255H153L154 256L153 264L155 263V260H157V258H159V254L161 255V257L163 255L164 258L163 257L162 258L166 260V261L164 260L165 263L171 264V262H168V261H171V260H168L166 258L170 257L171 253L173 252L172 249L177 248L178 244H179V243H177L178 239L177 240L173 239L175 243L174 242L172 243V241H173ZM205 243L206 242H203V243L201 242V244H203V245ZM120 246L124 247L123 245L118 244L116 247H114V249L111 250V253H110L109 257L105 259V264H109L112 261L113 258L118 257L119 255L122 254V252H123L122 249L124 250V248H121ZM166 249H168V250H166ZM86 251L87 250H85V252ZM250 251H251V246L248 245V244L245 245L242 248L243 258H242V261L239 262V264H248V262H249L248 257H249ZM77 253L78 254L74 255L77 258H75L73 261L78 263V262H80L79 255H81V253H79V252H77ZM200 253H201V250L196 254V256L200 255ZM72 258H73V256L71 255L70 257L67 256L66 259H64V260H65V262L67 264H72L73 263ZM177 259H175V261H177ZM20 264H25V263H20Z\"/></svg>",
    "mask_w": 264,
    "mask_h": 264
},
{
    "label": "clouds",
    "instance_id": "9594fccd",
    "mask_svg": "<svg viewBox=\"0 0 264 264\" xmlns=\"http://www.w3.org/2000/svg\"><path fill=\"white\" fill-rule=\"evenodd\" d=\"M161 2L167 8L172 0ZM26 3L37 21V31L33 39L12 45L19 52L17 59L21 60V67L26 72L39 66L42 74H60L66 84L58 87L54 95L63 96L69 89H78L79 93L72 97V108L78 110L88 102L86 86L89 81L93 91L103 88L107 78L102 70L111 63L115 42L100 25L99 17L91 9V0H26ZM170 11L173 15L177 14L174 6ZM170 22L171 17H165V27ZM34 40L43 41L44 46L37 47ZM115 55H119L118 45ZM23 58L27 59L26 63ZM58 112L57 109L52 115H57ZM73 130L76 129L73 127ZM65 135L64 132L52 131L53 140ZM63 142L75 143L74 140L66 139ZM261 143L264 146V141ZM225 153V147L221 146L217 156V169H225L233 162ZM103 163L101 160V166ZM202 240V235L196 229L183 233L178 244V259L172 264H195V255L201 250L195 245Z\"/></svg>",
    "mask_w": 264,
    "mask_h": 264
}]
</instances>
